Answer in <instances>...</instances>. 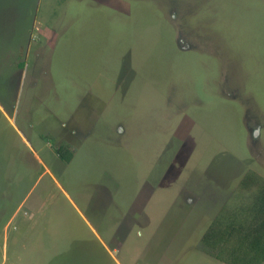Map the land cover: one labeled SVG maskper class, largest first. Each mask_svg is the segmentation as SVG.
<instances>
[{
	"label": "rangeland",
	"instance_id": "rangeland-1",
	"mask_svg": "<svg viewBox=\"0 0 264 264\" xmlns=\"http://www.w3.org/2000/svg\"><path fill=\"white\" fill-rule=\"evenodd\" d=\"M261 180L264 0H0V264H224Z\"/></svg>",
	"mask_w": 264,
	"mask_h": 264
},
{
	"label": "trees",
	"instance_id": "trees-1",
	"mask_svg": "<svg viewBox=\"0 0 264 264\" xmlns=\"http://www.w3.org/2000/svg\"><path fill=\"white\" fill-rule=\"evenodd\" d=\"M54 151L64 163L71 161L72 152L65 146L60 145ZM251 180L253 179L248 181ZM256 184L259 191L254 205L244 207L232 214L220 212L202 236L201 243L205 252L221 263L262 264L264 262V180Z\"/></svg>",
	"mask_w": 264,
	"mask_h": 264
}]
</instances>
